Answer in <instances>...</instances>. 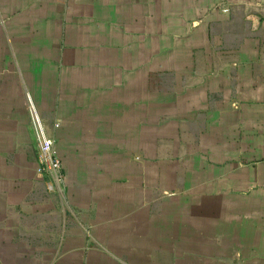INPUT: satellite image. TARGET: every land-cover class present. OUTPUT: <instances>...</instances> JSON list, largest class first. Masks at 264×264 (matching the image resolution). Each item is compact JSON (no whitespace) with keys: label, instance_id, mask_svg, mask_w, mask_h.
I'll use <instances>...</instances> for the list:
<instances>
[{"label":"crops","instance_id":"0c3cea01","mask_svg":"<svg viewBox=\"0 0 264 264\" xmlns=\"http://www.w3.org/2000/svg\"><path fill=\"white\" fill-rule=\"evenodd\" d=\"M0 264H264V0H0Z\"/></svg>","mask_w":264,"mask_h":264},{"label":"built area","instance_id":"2783aa9c","mask_svg":"<svg viewBox=\"0 0 264 264\" xmlns=\"http://www.w3.org/2000/svg\"><path fill=\"white\" fill-rule=\"evenodd\" d=\"M30 112L39 147V172L48 173L59 185L63 180V167L55 150L54 141L47 135L41 118L32 102H30Z\"/></svg>","mask_w":264,"mask_h":264}]
</instances>
